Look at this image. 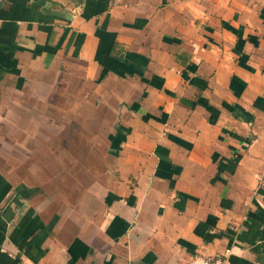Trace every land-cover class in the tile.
Instances as JSON below:
<instances>
[{
  "label": "crops",
  "instance_id": "1",
  "mask_svg": "<svg viewBox=\"0 0 264 264\" xmlns=\"http://www.w3.org/2000/svg\"><path fill=\"white\" fill-rule=\"evenodd\" d=\"M227 251L264 264V0H0V264Z\"/></svg>",
  "mask_w": 264,
  "mask_h": 264
},
{
  "label": "built area",
  "instance_id": "2",
  "mask_svg": "<svg viewBox=\"0 0 264 264\" xmlns=\"http://www.w3.org/2000/svg\"><path fill=\"white\" fill-rule=\"evenodd\" d=\"M190 264H230L228 251L221 255L194 258L191 260Z\"/></svg>",
  "mask_w": 264,
  "mask_h": 264
},
{
  "label": "rangeland",
  "instance_id": "3",
  "mask_svg": "<svg viewBox=\"0 0 264 264\" xmlns=\"http://www.w3.org/2000/svg\"><path fill=\"white\" fill-rule=\"evenodd\" d=\"M85 154H88L87 152Z\"/></svg>",
  "mask_w": 264,
  "mask_h": 264
}]
</instances>
